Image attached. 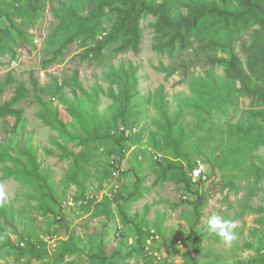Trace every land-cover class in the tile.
I'll list each match as a JSON object with an SVG mask.
<instances>
[{
  "label": "rangeland",
  "instance_id": "1",
  "mask_svg": "<svg viewBox=\"0 0 264 264\" xmlns=\"http://www.w3.org/2000/svg\"><path fill=\"white\" fill-rule=\"evenodd\" d=\"M18 0H5L17 2ZM160 1V0H158ZM3 2L0 0V3ZM45 9L40 12L33 24L30 25L33 15L24 8L15 15L19 28L28 30L30 37L12 29L15 41L12 44L16 55L12 51H4L0 46V103L11 98L15 85L9 83L7 74L11 72L14 77L25 83L29 92L27 98L19 103L24 109L22 122L16 125L14 117L0 119V149L7 147L9 153L16 159L27 161L24 150L34 147L38 151V160L41 169L49 173L55 194L60 199L65 220L63 223L56 220L53 213H44L37 209L38 200L33 185L17 178H5L0 171V189L4 196L0 197V204L13 203L17 210L15 226L7 225V233L12 238V244L19 242L20 235L32 231L34 237H39L46 243L53 256L61 240L67 239L71 234L79 241V246L89 254H97L101 250L107 256L121 251L126 253L131 249L135 238L136 225L141 224L150 230H156L159 235L156 241L157 250L161 259L153 264H193L192 256H196L199 264H238L240 260L257 254H263L260 247L264 241V177L248 169L249 161L242 163L241 168H232L227 165L220 168L221 162H226L229 153V143L225 131L227 124L238 123L243 120V110L249 107L251 100L245 96L237 95V102L231 106L215 110L209 116H196L193 110L180 104L179 98L192 96L190 80L193 75H204L209 69V55L194 52L192 49L185 53L157 52L153 49L154 29L153 16L141 19L142 41L141 51L116 53L111 48H104L100 57L95 59L92 55L81 60L78 55L83 51L80 39L74 41L65 50L58 60L44 65V60L51 57V50L58 48L67 31H59L60 18L54 14L55 8H60V2H66L70 8H75L80 14H87L92 10L93 0H46ZM18 4L25 5V0ZM26 6V5H25ZM104 26H109L110 17L104 18ZM0 24L9 26V22L0 18ZM27 37V38H26ZM254 37V28L242 32L231 44L219 47L216 54L229 60L231 50L237 54L244 64L251 53V44ZM38 38L39 42L35 43ZM131 63L137 68L138 95L133 99L126 122L119 125L117 132L125 128L131 138L116 144L112 139L92 141L89 150L92 159L88 165L90 177L86 180L84 196H97L100 201L104 195L112 196L120 188L135 189L140 186L142 195L128 204H124L128 216L133 223H124L116 206L113 207L114 216L108 220L105 215L99 217L93 210L87 211V202L75 200L79 194L77 186L67 181V172L72 164V158H64L62 150L56 146L52 139L56 138L68 150L79 153L84 146L79 144L77 137L86 138L100 130L97 123L100 117L108 118L112 115L114 101L108 96L107 90L117 85L107 79L106 74L111 66L119 67ZM161 64L176 66L175 74L165 79V73L158 69ZM79 70V82L85 93L75 85L63 84L69 79L74 70ZM215 72L224 79L225 65H217ZM32 77L39 80V85L45 89L42 97L59 112L60 118L66 123L69 135L44 124L39 118L41 105L36 99L39 94L34 87ZM165 85V91L170 102V110L178 117L184 128V142L181 150L186 159L195 164L202 163L207 179L194 189L206 192L205 202L200 207L201 216L196 218V209L199 197L187 191L183 184L167 180L156 183L159 175L158 162L164 157L158 153L150 132L156 131L155 119L158 112L155 102L158 88ZM97 86L105 92L99 94L97 103L93 104L86 95L92 93ZM67 102L84 116V123H78L77 118L68 110ZM96 108L99 117L93 114ZM161 139V135H158ZM122 146L124 157V174L111 178L110 181L101 179L103 169L109 168L111 156L109 148ZM50 149L51 152H47ZM118 152L114 156H118ZM261 157L264 150L256 151ZM256 164L260 161L252 159ZM16 166V162L5 160L0 164ZM187 165V161H186ZM236 177H235V175ZM234 179L239 189L234 190L227 182ZM138 180H141L138 183ZM203 186V187H202ZM33 195V197H32ZM186 196V197H185ZM94 209V208H93ZM212 215H219L232 221L236 227L232 229L234 239L230 242L208 231L207 222ZM59 220V219H58ZM123 236V239H119ZM198 237L201 238L200 253L196 255ZM176 241V244L172 242ZM252 243L254 249L247 248L246 243ZM174 250L178 254L170 255L168 251ZM187 252L191 255L187 256ZM120 260L118 256L113 258ZM45 260L16 258L5 252L0 254V264H44ZM52 261V260H51ZM50 261L49 264H52ZM142 258L136 256L129 258L128 264H140ZM101 264L92 262L81 253L67 256L59 264Z\"/></svg>",
  "mask_w": 264,
  "mask_h": 264
},
{
  "label": "trees",
  "instance_id": "2",
  "mask_svg": "<svg viewBox=\"0 0 264 264\" xmlns=\"http://www.w3.org/2000/svg\"><path fill=\"white\" fill-rule=\"evenodd\" d=\"M0 3V18L9 22V26L0 24V46L4 51H12V56L16 55L13 50L15 37L11 28L30 37L28 30L19 28L15 15L24 8L28 9L33 15L30 25L33 24L37 16L46 7V0H25L23 6L14 2ZM93 8L89 13L80 14L75 8L67 6L66 2H60V8L54 9V14L60 18L59 31H67L68 35L63 39L58 48L51 50V57L44 60V65L54 63L63 55L64 50L75 40L80 39L83 51L78 55L81 60H86L91 55L98 59L104 48H111L116 53L133 51L138 54L141 51L142 28L141 19L145 16H153L155 21L152 23L154 29L153 49L157 52L185 53L192 49L196 53L209 55V69L204 75H193L190 80L192 96L179 98L180 104L193 110L196 116H209L215 110L231 106L237 102V95L245 96L251 100V105L243 110V120L238 123H229L225 129L229 143V153L226 162L220 163V168L225 169L227 165L232 168H241L242 163L249 161L248 169L255 174H263L264 177V155L261 157L255 154L256 151L264 150V0H93ZM110 17L109 26H104V18ZM254 28V37L251 44V53L247 56L246 63L235 54L230 52L229 60L219 57L216 52L219 47L231 44L239 35ZM27 38V37H26ZM217 65H225V77H220L215 72ZM158 69L165 73V79L176 73L177 67L161 64ZM137 68L129 63L127 66L122 64L119 67L111 66L106 77L112 84L117 85V91L111 86L107 90L108 96L114 101L111 108L110 118L103 115L100 117L97 126L100 130H95L94 134L86 138L77 137L79 144L84 149L79 153L68 150L56 138L52 142L58 146L64 158H72V164L67 172V181L77 186L79 194L75 200L82 199L87 202L86 208L97 217L105 215L108 220L114 216L113 207L116 206L124 223H133L128 216L124 204L140 197L142 192L140 186L135 189L120 188L112 196L104 195L98 201L97 196H84L86 180L90 177L88 165L91 162L92 154L89 150L90 143L97 140L107 142L112 139L116 144H121L131 138L128 130L123 128L119 133L120 124L126 122L133 99L138 95V79L136 77ZM9 83L15 85L14 94L8 100L0 103V119L14 117L16 125L23 120L24 109L19 103L27 98L28 88L25 83L18 80L11 72L7 74ZM33 87L39 92L36 99L41 105L39 118L45 125L52 127L60 132L61 135H69L66 123L60 118L56 108L45 101L41 96L45 91L40 85L39 80L32 77ZM63 84H72L81 89L79 82V70L75 69L74 74L63 81ZM105 92L101 86H97L92 93H87V98L93 102L94 106L98 101L99 94ZM158 96L155 107L158 118L154 123L156 131H151L150 135L158 153H163L164 157L158 162L159 175L156 183L167 180L177 184H183L187 191L198 195L200 201L196 209V218L199 220L201 213L200 207L205 202L206 192L199 187L205 181L202 177L198 182H193L191 173L198 166L186 159V154L181 150L184 142V128L178 126L180 121L170 110L165 85L161 84L158 88ZM68 110L77 118V122L83 124L84 116L72 103L67 102ZM93 114L99 117L96 108ZM161 135V139L158 138ZM124 146L119 150L109 148L108 155L111 156L109 168H104L101 176L102 180L110 181L114 170L122 164ZM47 152H51L50 149ZM118 156L116 155V153ZM27 158L26 162L14 158L7 147L0 149V164L5 160L16 162V166L0 165V171L5 178H17L28 182L34 186L38 200L37 209L44 213H53L56 220L63 223L65 215L60 199L55 194V189L49 179V173L41 169V162L38 160V151L34 147L24 150ZM256 158L260 164H256L252 159ZM187 161V165H186ZM122 171L119 175L124 174ZM118 175V177H119ZM206 175V174H205ZM235 175V174H234ZM236 177V175H235ZM208 180V179H207ZM141 180H138L140 183ZM232 189L238 190L239 187L234 179L227 182ZM203 187V186H202ZM33 197V195H32ZM186 197V196H185ZM94 208V209H93ZM59 219V220H58ZM17 222V210L13 203L0 204V254L5 252L16 258H29L45 260L44 264H59L67 256L81 253L92 262L99 261L101 264H128L129 258L134 256L142 258L140 264H153L156 258L146 252L148 240L154 235L158 236L157 231L150 230L141 224H137L135 238L131 249L126 253L118 251L112 256H107L104 250L97 254H89L79 246V241L70 235L67 239L61 240L60 245L52 256L39 237H34L32 231L20 235L19 242L12 244V238L7 233V225L15 226ZM119 239H123L121 236ZM159 239V238H158ZM158 239H153L150 249L155 251ZM176 244V241L172 242ZM202 240L198 237L196 255L200 253ZM247 248L254 249L252 243L247 242ZM263 254H257L247 259L240 260L238 264H264V241L260 247ZM170 255L178 254L174 250L168 251ZM191 254L187 252V256ZM118 256L120 260L113 258ZM193 264H199L196 256H192ZM73 264V263H71Z\"/></svg>",
  "mask_w": 264,
  "mask_h": 264
},
{
  "label": "clouds",
  "instance_id": "3",
  "mask_svg": "<svg viewBox=\"0 0 264 264\" xmlns=\"http://www.w3.org/2000/svg\"><path fill=\"white\" fill-rule=\"evenodd\" d=\"M2 196H4V192L0 189V197ZM207 227L209 233L218 235L225 241L230 242L234 239L232 229L236 227V224L219 215H212L207 222Z\"/></svg>",
  "mask_w": 264,
  "mask_h": 264
},
{
  "label": "built area",
  "instance_id": "4",
  "mask_svg": "<svg viewBox=\"0 0 264 264\" xmlns=\"http://www.w3.org/2000/svg\"><path fill=\"white\" fill-rule=\"evenodd\" d=\"M35 43H38L39 42V40H38V38H36L35 40ZM125 169H124V165L123 164H121L120 166H119V168L118 169H116V170H114V172H113V176L114 177H118V175H119V173L120 172H122V171H124ZM191 175H192V180H193V182H198L199 181V179L202 177L204 180L207 178V176L205 175V173H204V166H203V164L202 163H200V164H198V166L193 170V172L191 173ZM153 232H154V230H153ZM159 237L158 236H152L149 240H148V245L146 246V252H147V254H149V255H153L155 258H156V260H159V259H161V256H160V251L159 250H155V251H152L151 249H150V244H152V240L153 239H158ZM132 242H133V240H132Z\"/></svg>",
  "mask_w": 264,
  "mask_h": 264
}]
</instances>
